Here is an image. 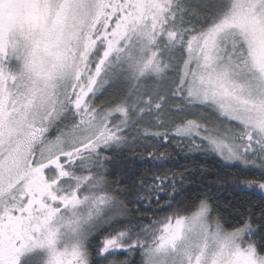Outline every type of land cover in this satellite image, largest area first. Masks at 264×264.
Masks as SVG:
<instances>
[{
    "label": "snow or ice",
    "instance_id": "1",
    "mask_svg": "<svg viewBox=\"0 0 264 264\" xmlns=\"http://www.w3.org/2000/svg\"><path fill=\"white\" fill-rule=\"evenodd\" d=\"M0 264H264V0H0Z\"/></svg>",
    "mask_w": 264,
    "mask_h": 264
},
{
    "label": "trees",
    "instance_id": "2",
    "mask_svg": "<svg viewBox=\"0 0 264 264\" xmlns=\"http://www.w3.org/2000/svg\"><path fill=\"white\" fill-rule=\"evenodd\" d=\"M168 152L171 154V158L164 161L151 160L146 153L143 158L139 154L134 155L130 152L122 156L117 155L112 158L113 166L121 169L134 161L135 163L132 166L138 171H146L149 168H152V171H157L158 169L152 166L164 163L173 170L184 171L190 177V182L185 185L184 192L185 196L193 197L207 192L209 190L207 186L213 184L218 175L232 176L233 174H240L234 166H223L218 158L202 155H176L172 148H169ZM211 192L213 198L221 207H227L231 203H243L247 199V197H240L233 192L229 184H213ZM254 202L258 204V200H254Z\"/></svg>",
    "mask_w": 264,
    "mask_h": 264
}]
</instances>
